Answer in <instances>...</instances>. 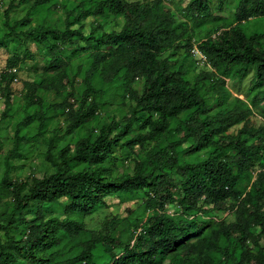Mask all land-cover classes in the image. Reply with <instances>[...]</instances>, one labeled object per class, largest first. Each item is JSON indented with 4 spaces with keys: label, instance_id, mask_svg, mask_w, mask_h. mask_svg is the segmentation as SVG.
I'll return each instance as SVG.
<instances>
[{
    "label": "trees",
    "instance_id": "1",
    "mask_svg": "<svg viewBox=\"0 0 264 264\" xmlns=\"http://www.w3.org/2000/svg\"><path fill=\"white\" fill-rule=\"evenodd\" d=\"M28 1L9 3L0 49L19 39L46 46L50 54L72 45L92 51L79 108L71 114L65 136L93 122L108 96L128 95L134 103L127 117L101 125L96 136L80 140L74 151L68 145L54 149L58 138L52 139L46 152L51 174L13 181L12 161L25 146L21 131L34 120L35 93L43 88L60 93L66 73H58L57 81L24 84V115L0 179V203L11 200L10 208L0 204V264H95L98 247L106 264H264V129L250 124L251 110L240 100L228 103L225 87L227 78L241 82L252 76L251 91L264 88V0H239L237 21H249L248 26L222 27L214 38L196 43L187 22L162 0H89L88 8L80 4L67 10L63 29L31 23L53 0H31L25 15L11 23L9 12ZM206 5L207 0H189L197 15L205 13ZM108 14L122 19L118 31L104 32L96 24L85 33L84 20ZM194 48L212 72L195 73ZM52 63L56 68V59ZM14 76L0 72V89L5 84L8 92ZM139 80L140 91L134 89ZM8 95L2 119L8 114ZM37 121L41 128L43 113ZM239 125L236 134L229 133ZM116 149L134 155L132 173L111 174L107 164ZM195 153L206 157L183 161ZM172 172L180 179H173ZM244 183L252 185V195L244 193ZM136 192L147 195L152 214L135 225L127 241L88 230L80 221L107 198ZM54 205L63 214L45 218ZM165 205L178 207L183 219L166 216ZM225 213L230 220L219 219Z\"/></svg>",
    "mask_w": 264,
    "mask_h": 264
},
{
    "label": "rangeland",
    "instance_id": "2",
    "mask_svg": "<svg viewBox=\"0 0 264 264\" xmlns=\"http://www.w3.org/2000/svg\"><path fill=\"white\" fill-rule=\"evenodd\" d=\"M17 3L18 0H0V37L5 33L4 29V12L10 2ZM152 0H124L126 3ZM174 11L178 20L187 22L189 29L193 32L192 41L194 43L202 41L208 37L214 38L222 27H232L235 25L248 26L249 21L238 22L236 10L239 0H207L205 13L197 15L191 13L189 0H162ZM84 4L85 8L90 6L89 0H53L47 7L38 10L32 17L31 23L45 24L63 29L67 10L73 6ZM32 1H28L9 12L10 22L20 20L27 10L31 7ZM99 24L104 32L118 31L122 26V19L108 14L95 20L88 18L82 22L85 33L89 32L92 25ZM82 46V47H81ZM85 45H72L61 47L59 53L50 54L46 46H40L13 39L8 42L7 49H0V72L14 74V78L9 83V100L10 106L7 116L2 119L5 111V95L8 93L1 85L0 89V179L4 172V159L12 147L13 137L17 123L22 119L25 109V89L26 83H41L43 81L54 79L57 81L58 73H66L62 80L60 93L47 91L45 88L39 89L35 93L34 103L30 109L33 122L28 128L21 131L24 137L25 146L21 155L12 161L13 171L10 175L11 180H23L27 178L41 179L43 176L53 172L51 164L46 159V152L52 139H58L54 143V149L63 145H68L72 151L76 148L78 142L87 136H96L97 129L108 124L112 119L122 120L128 116V109L134 103L128 95L121 98L118 95L108 96L104 101V108L98 111L96 119L86 124L83 128L74 133L65 136L66 127L70 122L71 114L79 108L82 92V80L89 69L91 50L83 49ZM25 52L32 56L26 57ZM195 59V73L212 72L213 70L205 61L204 56L192 50ZM183 51L179 52V56ZM56 59V68L53 67L52 60ZM14 60H17V66L12 67ZM254 83L252 76L239 82L231 78L226 79V89L228 91L227 101L230 105H235L236 100H240L244 106L251 110L249 116L250 124L254 128L264 129V88L251 91ZM142 81L139 80L134 85V89L140 91ZM112 93L109 92L108 95ZM37 99L38 101H36ZM55 105H61L55 108ZM216 105H213V112H216ZM44 114L43 126L39 128L37 121L38 114ZM241 125L232 128L229 133L236 134ZM256 142V139L250 140L249 143ZM138 152V151H137ZM114 158L107 166L113 176H120L125 173H132L134 165V155L126 149H116ZM183 161L197 163L205 159L206 154L195 153L193 155L183 156ZM84 166L78 167L82 169ZM170 176L176 181L180 177L172 172ZM255 178H252L254 181ZM245 194L252 195L253 188L251 184L244 183ZM148 197L145 193L136 192L134 194H120L115 197H109L105 200V205L99 207L92 215L80 218L86 229L100 231L109 234L122 241H127L135 225H139L149 215L151 211L146 207ZM1 206L10 208L11 200L1 201ZM1 212V210H0ZM163 212L166 216L175 220L183 219L180 210L175 205H165ZM63 208L60 205L51 206L45 211V218L61 216ZM62 218V217H61ZM210 219L202 217V221ZM219 219L230 220L227 213L221 214ZM22 234L16 233L19 237ZM264 243V236L261 240ZM95 264H106L107 256L104 254L102 247H98L94 253Z\"/></svg>",
    "mask_w": 264,
    "mask_h": 264
},
{
    "label": "built area",
    "instance_id": "3",
    "mask_svg": "<svg viewBox=\"0 0 264 264\" xmlns=\"http://www.w3.org/2000/svg\"><path fill=\"white\" fill-rule=\"evenodd\" d=\"M198 52V51H197Z\"/></svg>",
    "mask_w": 264,
    "mask_h": 264
}]
</instances>
